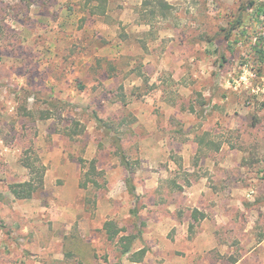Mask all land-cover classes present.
Instances as JSON below:
<instances>
[{"label":"rangeland","instance_id":"obj_1","mask_svg":"<svg viewBox=\"0 0 264 264\" xmlns=\"http://www.w3.org/2000/svg\"><path fill=\"white\" fill-rule=\"evenodd\" d=\"M101 1L0 0V264H78L69 236L87 264H264V0ZM23 161L44 168L29 200Z\"/></svg>","mask_w":264,"mask_h":264},{"label":"trees","instance_id":"obj_2","mask_svg":"<svg viewBox=\"0 0 264 264\" xmlns=\"http://www.w3.org/2000/svg\"><path fill=\"white\" fill-rule=\"evenodd\" d=\"M102 2L103 1L100 0V3ZM147 5L150 7L152 6L151 7L152 9L147 10L148 16H152V17L158 16V15L163 16L165 15V12L169 9L168 5L163 0H145L143 3V7H147ZM252 7H254V3L250 2L246 8H252ZM97 8L100 14H104V12L99 9V7H95V9ZM240 11L241 12L245 11L244 5L240 7ZM241 12L239 13L237 19L233 21L231 31L238 29V28H244L243 21H242L243 12L242 13ZM254 13L256 15V18L259 19L260 22L264 25V6L255 7ZM90 14H94V13L90 11ZM229 36L230 34L228 35V37ZM258 40H259L258 44H255L253 46V49L255 50L256 55L259 58V61L262 63L264 62V50L263 48H259L258 45L261 43V41L264 42V36H259ZM108 64H109V68L106 69V72L108 71L107 73L109 74L110 71H112V65L110 63ZM94 119H96V122H98L99 124H102V123L104 124V122L99 117H94ZM72 134L74 135L75 133H72ZM73 135H70V137H72ZM114 141L117 143L116 139H114ZM116 143H115L116 149L118 151H121L120 145L118 143L117 145ZM80 163L82 164V167H83V165L85 164V161L80 160ZM22 165L23 167L28 169L29 174L33 177H31L29 181H25L23 183L11 184L9 186V191L16 199L29 200L38 190H41L43 187L44 168L42 165H35L33 163H29L28 161H23ZM121 165L124 167L125 170L128 171V174H129V177L126 181L128 193L131 196H135V186L130 176V173L132 172L130 165L125 158H122ZM99 173L100 172L97 171L96 161L92 160L91 162H89L88 175L89 174L99 175ZM90 183L92 184V186H96V187L98 186V182L95 180H90ZM83 187L85 186L82 185V188ZM137 211L138 209H131L129 212L132 215H136ZM200 216L201 218L204 217V215L202 213H199V211H197L196 209L192 211L191 218L194 222L199 220ZM102 230L104 231L108 241H116L117 251L121 256H127L129 262L131 263L143 262L148 252V249L147 248H141L138 250L134 249V243L138 239V236L133 235V234L124 235L123 234L124 228L119 227V225L117 224L115 220L105 221L102 226ZM72 239H74V242L71 244L70 241ZM65 240H66V244L64 246L65 258L72 259V258L77 257L78 264H87L86 262L88 259H87L86 254L88 251H92L89 245L85 244L84 241L80 239L79 237L69 236V237H66ZM90 257L93 259L96 258L94 255L93 257L92 256ZM89 264H93V263L90 262Z\"/></svg>","mask_w":264,"mask_h":264}]
</instances>
